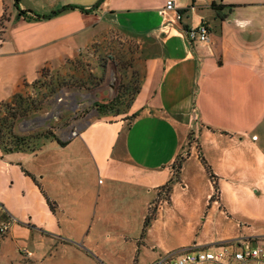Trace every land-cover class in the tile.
<instances>
[{"label":"crops","instance_id":"crops-1","mask_svg":"<svg viewBox=\"0 0 264 264\" xmlns=\"http://www.w3.org/2000/svg\"><path fill=\"white\" fill-rule=\"evenodd\" d=\"M97 1L0 0V104L104 27L145 42L127 113L90 119L76 136L45 137L34 149L0 148V224L10 221L0 233V264H67L65 253L72 264L78 256L105 264L96 247L110 244L112 224L134 245L132 264L264 235V0H175L172 10L167 0H102L92 9ZM68 5L76 7L56 12ZM200 24L208 40L191 41L187 30ZM191 132L196 140L176 169ZM205 162L219 186L215 200ZM222 220L243 230L190 237L191 228ZM180 231L177 248L159 251L157 237Z\"/></svg>","mask_w":264,"mask_h":264},{"label":"rangeland","instance_id":"rangeland-1","mask_svg":"<svg viewBox=\"0 0 264 264\" xmlns=\"http://www.w3.org/2000/svg\"><path fill=\"white\" fill-rule=\"evenodd\" d=\"M7 1L11 4L13 0ZM144 46L141 38L107 26L79 54L56 68L44 67L40 76L32 83H25L16 97L0 104L1 150L7 152L17 145L23 150L34 149L45 137L67 139L72 130L79 131L90 119L101 116L113 118L127 113L142 77L139 61L143 57ZM195 140L194 132H191L190 141L182 144L174 162L176 169ZM161 191V197L167 196V186ZM217 195L219 197V191ZM155 205H158L157 201L153 204L154 209ZM136 226L133 224L131 228ZM190 230V237L200 234L203 238L210 235L224 238L243 229L231 220H222L201 230ZM123 232L121 226L112 224L110 244L101 240L96 247L106 259L105 264H128L130 261L132 264L134 245L120 238L119 234ZM114 236L116 239L112 238ZM163 236L157 237L162 253L166 248H177L182 240L181 231L178 235L163 232ZM65 255L66 263L72 264L68 254ZM76 259V264H101L100 260L81 257L80 261L79 256Z\"/></svg>","mask_w":264,"mask_h":264},{"label":"built area","instance_id":"built-area-1","mask_svg":"<svg viewBox=\"0 0 264 264\" xmlns=\"http://www.w3.org/2000/svg\"><path fill=\"white\" fill-rule=\"evenodd\" d=\"M176 8L175 0L166 1V10ZM191 41H207L208 27L200 24L187 30ZM78 130H72L76 136ZM10 221L0 224V233L8 231ZM152 264H264V235L225 240L209 244H193L159 256Z\"/></svg>","mask_w":264,"mask_h":264},{"label":"trees","instance_id":"trees-1","mask_svg":"<svg viewBox=\"0 0 264 264\" xmlns=\"http://www.w3.org/2000/svg\"><path fill=\"white\" fill-rule=\"evenodd\" d=\"M15 4L18 6V4H19V0H15ZM74 7H76V5H68V6L63 7L62 9H60V10H58V11H56V12L58 13V12H61V11H63V10H66V9H69V8H74ZM81 9H82L83 11H88V9H85V8H83V7H82ZM25 12H26L25 10H21V9H20L19 15H23ZM44 16H45V17H48V16H50V15H44ZM40 17H42V15H40V14H36L34 18L39 19ZM138 89H139V86H138L136 92L138 91ZM136 92H135V94H136ZM17 94H18V93H17ZM17 94H16L14 97H16ZM135 94H134V96H135ZM134 96H133V99H134ZM133 99H132V101H133ZM13 116H15V115H13ZM0 147H1V141H0ZM15 150H23V149H20V147H18V145H17L15 148H11V147H10V148L7 150V152L15 151ZM203 159H204V158H203ZM204 161H205V159H204ZM205 164H206V167H207V169H208V171H209V173H210V175H211V177H212V179H213V181H214L215 192H214V194H213V196H212V200H215V199L218 197L217 192L219 191L218 183H217L216 180H215V176H216V175L213 173V171L211 170L210 166H209L206 162H205ZM180 166H181V163H180ZM180 166H179L178 168H180ZM171 181H172V180H171ZM171 181H169L168 183H166V184L164 185V187L167 186V188H168V192H169V190H170V188H171ZM48 201H49L50 206L52 207V209L55 210V205H54V203L49 199V197H48ZM156 208H157V207H155V209H154L153 207L150 208V211H149V213H148V215L146 216V219H145V221H144V226H143V230H142V236L145 234V232H146V230H147V228H148L150 222H151L152 219L155 217Z\"/></svg>","mask_w":264,"mask_h":264},{"label":"water","instance_id":"water-1","mask_svg":"<svg viewBox=\"0 0 264 264\" xmlns=\"http://www.w3.org/2000/svg\"><path fill=\"white\" fill-rule=\"evenodd\" d=\"M101 1H102V0H98V1L93 5L92 9L98 7V5H99V3H100Z\"/></svg>","mask_w":264,"mask_h":264}]
</instances>
